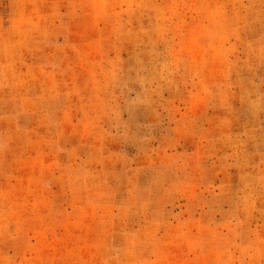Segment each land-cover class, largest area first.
<instances>
[{
  "label": "rangeland",
  "instance_id": "374dc122",
  "mask_svg": "<svg viewBox=\"0 0 264 264\" xmlns=\"http://www.w3.org/2000/svg\"><path fill=\"white\" fill-rule=\"evenodd\" d=\"M0 264H264V0H0Z\"/></svg>",
  "mask_w": 264,
  "mask_h": 264
}]
</instances>
